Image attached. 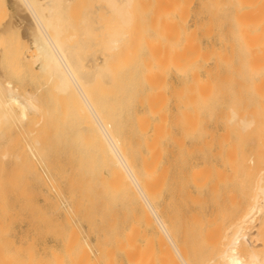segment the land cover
Masks as SVG:
<instances>
[{"label": "bare ground", "instance_id": "bare-ground-1", "mask_svg": "<svg viewBox=\"0 0 264 264\" xmlns=\"http://www.w3.org/2000/svg\"><path fill=\"white\" fill-rule=\"evenodd\" d=\"M10 1L14 3L16 13L7 21L8 26L0 25V34L16 29L17 43L24 45L23 58L28 66L36 74L47 76V80H56L57 92L64 94L65 100L76 103V107L68 109L66 105V108L70 112L75 107L74 111H79V121L75 116L71 122L79 125L81 120L82 124L76 130L77 125L65 119L66 124L72 125L68 127L69 133L73 131L72 134L79 137L82 153L85 149L92 150L93 158L97 160L71 166L80 200L74 206L68 201V207L72 206L75 215L82 219L86 211L91 214V206L96 201L105 205L108 216L117 215L113 209L119 208L122 217L120 233L109 234L107 230L96 244L85 242L86 235L82 236L65 217L68 230L64 235V258L59 264H264V250L257 243L262 236L260 225L264 223V170L253 183L247 209L235 223L222 231L215 223L219 220L217 212H202L194 218L200 227L198 232L188 233L182 226L188 224L191 215L182 209L171 212V204L168 207L175 195L172 181L175 169L172 163L164 165L160 161L155 142L157 128H152L148 134L150 127L147 128V124L151 122L147 114V120L143 118L144 114L143 117L135 115L137 146H131L126 140L121 143L112 122L102 116L103 107L92 98L90 86L93 80L111 87L123 77L115 62L118 55L123 52L127 55L133 47L134 33L129 28L132 0H87L85 10L77 19L68 10L73 0ZM189 9L192 22L185 27L182 14L185 11L188 14ZM158 11L163 20L142 34V48L146 52L141 59V74L145 82L142 83L147 87L151 86L155 66L158 68L162 63L163 52L155 49L161 48L164 40L170 44V47L165 46L170 48L166 52L173 67L183 71V76L190 80V99L193 100L208 99L217 94L207 80L200 79L201 70L208 74L212 67L228 65L264 70V0H167ZM106 15L109 17L105 18ZM104 18L109 22H103ZM209 34L215 45L205 42ZM101 42L102 48H97ZM31 51L34 53L29 54ZM258 85L254 84V88ZM257 92L261 93L260 90ZM153 99L150 95L147 102L142 100L150 111H153ZM67 109L63 111L65 118L71 113H67ZM38 111L32 94H20L10 81L5 80L4 84L0 81L1 133L2 124L10 118L22 122L29 119L28 113L37 114ZM232 113L234 124L241 130L250 128L252 120ZM38 115L41 119V114ZM262 126V123L256 125ZM20 151L23 153L22 149ZM20 151L18 155L11 153L17 157V160L12 157L13 160L21 159L30 173L40 178L33 168V159L31 161L33 156L38 159L40 152L29 145L27 154L32 156L25 153L20 158ZM80 155L78 157L86 158L84 154ZM87 158L92 159V156ZM248 161L252 162V158ZM215 173L216 168L206 164L197 170L193 168L191 182L201 192L210 185L209 194L218 195V176L216 182L212 180ZM177 174H181L179 168ZM91 180L95 188H92ZM64 203L67 209L66 200ZM85 203H89V208L83 206L82 211H86L81 212V216L79 212ZM92 217H89V223ZM88 231L93 230L88 227ZM15 254V249L4 250L0 264H38L31 256L20 261Z\"/></svg>", "mask_w": 264, "mask_h": 264}, {"label": "rangeland", "instance_id": "rangeland-1", "mask_svg": "<svg viewBox=\"0 0 264 264\" xmlns=\"http://www.w3.org/2000/svg\"><path fill=\"white\" fill-rule=\"evenodd\" d=\"M166 1L132 0V6L129 7L132 13L129 28L134 33L131 41L134 48L132 47L127 55L125 52L118 55L115 62L123 77L111 87L93 80L90 86L92 98L98 106L103 107L102 116L112 122L120 142L130 141L129 144L133 147L137 146L135 142L138 136L135 134V115H145L143 118L147 120V114L151 122L147 124V128H151L147 129V133L157 128L155 142L161 163H172L175 169V178L172 180L175 195L174 200L168 203V207L170 204L172 207L170 211L182 209L191 215L188 224L184 223L182 226L188 233L198 232L200 227L194 221L198 214L217 212L219 220L215 223L223 231L235 223L247 209L253 183L259 172L264 170V126L256 127L257 124H264V70H253L238 65L212 67L208 74L201 70L200 79L207 80L217 94L208 99L193 100L190 99V80L183 76V71L173 67L169 53L166 52L170 49V44L164 40L161 48L152 47L157 51L162 50V63L158 68L152 63L155 66L154 78L150 80L151 86L147 87L141 74V59L146 52L142 48V34L144 30L157 26L163 20L158 10ZM86 4L87 0L71 1L68 8L70 15L77 19L85 10ZM190 12L191 9L188 14L186 11L181 13L184 16L182 25L185 27L192 22ZM15 13L13 2L0 0V25L8 26L7 21L11 20ZM108 17L106 15L105 18ZM105 18L103 22H106ZM17 40L14 28L9 33L0 34V81L3 84L5 80L10 81L20 94H32L40 109L38 113L41 114V119L38 113H28L29 119L25 121L10 118L2 124L0 257L4 250L15 249V257L20 261H25L31 256L38 264H59L64 258L63 242L68 230L65 217L81 235H86L85 242L94 244L97 239L103 238L99 236H103L107 230L109 234L120 233L122 217L119 208L113 209L117 215L108 216L105 205L96 201L93 202L91 211L89 209L90 215L86 214V210L82 211L83 206L89 208V203L82 205L79 213L86 211L84 215L81 214L82 219L72 210V206L78 203L80 197L79 186L73 179L71 166L78 162L92 163L97 160L93 158L94 151L85 149L84 153L81 152L83 147L79 144V137L72 134L73 129L69 133L71 119L78 117V110L74 111L76 103L71 99L65 100L64 94L57 92L56 80H47V76L36 74L28 66L23 58L24 45L20 46L22 43L18 44ZM205 42L208 45L216 43L210 34ZM102 46L101 42L97 48ZM153 49L152 52L156 53ZM32 53L34 52L29 54ZM28 63L30 65V62ZM254 84H259L256 89ZM147 94L154 98L153 111L147 109V104L142 102L148 101ZM66 105L68 109L75 106L70 112H75L76 115H71ZM64 108L70 113L66 114V118L63 114L66 110ZM233 111L237 117L244 116L252 120L250 128L243 131L238 124H234ZM67 115L69 118L71 115V118ZM65 119L71 123L67 125ZM37 120H40L39 124ZM80 122L78 123L81 126ZM29 145L38 150L37 153L40 152L38 159L30 157L40 178L30 173L26 168L27 164L21 163V159L16 161L15 155H18L21 149L23 153L20 151V158L27 154ZM3 152L7 154L2 157ZM11 153L15 155L12 156ZM80 154H84L86 158L78 157ZM88 155H91L92 159L87 158ZM14 156L16 160H13ZM249 158H252V162L248 161ZM204 164L217 170L212 180L215 181L218 176V195L209 194L210 185L201 192L191 182V169L197 170ZM178 168L180 175L177 174ZM90 182L92 188H95L94 182ZM68 201L71 207H68ZM90 216H93L91 223L88 221ZM88 227L93 231H88ZM260 231L262 236L257 239V243L260 244L261 250H264V223L260 225Z\"/></svg>", "mask_w": 264, "mask_h": 264}]
</instances>
